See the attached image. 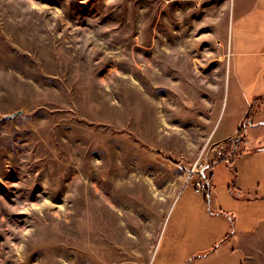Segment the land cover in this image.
<instances>
[{"label": "rangeland", "instance_id": "374dc122", "mask_svg": "<svg viewBox=\"0 0 264 264\" xmlns=\"http://www.w3.org/2000/svg\"><path fill=\"white\" fill-rule=\"evenodd\" d=\"M263 122L264 0H0V264H192L262 213Z\"/></svg>", "mask_w": 264, "mask_h": 264}, {"label": "crops", "instance_id": "0c3cea01", "mask_svg": "<svg viewBox=\"0 0 264 264\" xmlns=\"http://www.w3.org/2000/svg\"><path fill=\"white\" fill-rule=\"evenodd\" d=\"M216 124L213 126L214 129L216 127ZM263 124H264V122H263ZM216 133H217V131L213 132V136L216 138V140L220 144L222 142L225 143V141L231 140L233 137H235V136H233L231 138H226L222 135L217 136ZM236 136H238V134ZM240 139H241V141L243 140L242 145L244 147L239 152H237V155H235L236 157L242 153L244 148H246L245 144L247 141L244 142L243 134L241 135ZM262 148H264V147H262ZM209 156H212V157L208 158L206 160V163H204L205 167H203V168H205V169L208 168L207 166L210 165L209 167H211L214 163H216L215 160L217 159V156H215V155H209ZM203 174L205 175V170H203ZM195 177L196 176L194 175V177L189 182L184 183V185L185 184L187 185L190 183L192 184L191 181H193V179H195ZM208 182L209 183H207L206 190L203 191L205 194L209 193L210 189H211V179H209V177H208ZM251 196H253L254 198L252 200H249V201H253L255 203H247V204L262 207V213L254 214L252 212H249L247 214L244 213L242 215L243 216L242 217V223H243L242 227L247 229V231H249V232H246V230H244V228H240L239 231L237 230L233 234L230 233L228 236V239L225 240L227 242L223 241L221 243V245H218L216 250H212L208 254L200 256V258L196 259L192 264H242L245 262V259H246L245 246H244V241H242V239L245 238L246 236H250L256 232L258 233L260 231H263V227H264V194L256 193V194H253ZM251 223L255 224V226L253 228L248 227V225H250ZM238 226H239V224H238ZM240 235H242V236L239 237Z\"/></svg>", "mask_w": 264, "mask_h": 264}, {"label": "built area", "instance_id": "2783aa9c", "mask_svg": "<svg viewBox=\"0 0 264 264\" xmlns=\"http://www.w3.org/2000/svg\"><path fill=\"white\" fill-rule=\"evenodd\" d=\"M224 145L223 142L220 144L221 148L218 149L216 151V155L217 159L218 158H225L226 160H230L231 157H233L237 152H235L237 150L236 147H224L222 146ZM226 146V145H225ZM226 148H228V150H226ZM197 171V173H195ZM203 169H193L192 171H190V173L187 176L186 181L189 182L194 176L195 174V179L193 180V184L195 185L196 188L200 189L201 191H205L206 190V186L208 182V177H206L203 173H202Z\"/></svg>", "mask_w": 264, "mask_h": 264}, {"label": "trees", "instance_id": "16d2710c", "mask_svg": "<svg viewBox=\"0 0 264 264\" xmlns=\"http://www.w3.org/2000/svg\"><path fill=\"white\" fill-rule=\"evenodd\" d=\"M241 134V133H240ZM239 143V141H232L230 144L233 146V147H236V145ZM231 145H230V147H231ZM236 155H237V153H236ZM222 159H224V158H218V159H216L215 161H217V160H222ZM242 264H244V263H242Z\"/></svg>", "mask_w": 264, "mask_h": 264}, {"label": "water", "instance_id": "95a60500", "mask_svg": "<svg viewBox=\"0 0 264 264\" xmlns=\"http://www.w3.org/2000/svg\"><path fill=\"white\" fill-rule=\"evenodd\" d=\"M21 113H23V110H18V111H15L14 113L10 114L9 116L13 117V116H15L17 114H21ZM202 173H203V171H202Z\"/></svg>", "mask_w": 264, "mask_h": 264}, {"label": "bare ground", "instance_id": "6f19581e", "mask_svg": "<svg viewBox=\"0 0 264 264\" xmlns=\"http://www.w3.org/2000/svg\"><path fill=\"white\" fill-rule=\"evenodd\" d=\"M129 171V170H128Z\"/></svg>", "mask_w": 264, "mask_h": 264}]
</instances>
